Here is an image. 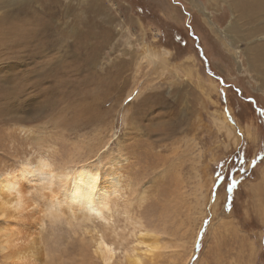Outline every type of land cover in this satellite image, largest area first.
I'll return each mask as SVG.
<instances>
[{
	"label": "rangeland",
	"instance_id": "374dc122",
	"mask_svg": "<svg viewBox=\"0 0 264 264\" xmlns=\"http://www.w3.org/2000/svg\"><path fill=\"white\" fill-rule=\"evenodd\" d=\"M234 14L227 0H0V39L26 31L18 54L0 43V98L20 104L0 112V174L42 155L93 164L116 191L122 249L143 264H264L251 189L263 182L264 86ZM125 212L158 228L154 255ZM37 231L54 264H100L76 221L45 217Z\"/></svg>",
	"mask_w": 264,
	"mask_h": 264
},
{
	"label": "bare ground",
	"instance_id": "6f19581e",
	"mask_svg": "<svg viewBox=\"0 0 264 264\" xmlns=\"http://www.w3.org/2000/svg\"><path fill=\"white\" fill-rule=\"evenodd\" d=\"M227 1L231 12L235 13L231 15V27L237 33L234 41L241 38L246 43L243 52L247 56V63L252 74L264 86V0ZM22 23L15 29L4 31L5 36L2 35L0 43L6 48L5 53L9 54L12 49L15 54L22 51L26 39ZM208 81L214 83L211 78ZM2 91L0 112L8 113L10 103L16 101L15 106L20 105L18 95L16 93L12 97L7 91ZM223 118L219 120L225 122ZM42 156L35 161L26 158L0 174V219L4 223L0 227V251L4 264H54L59 261V252L43 255L38 242L37 227L43 226L45 217L56 223L63 219L70 224L76 221L83 228V234L89 235L86 245L85 242L83 245L89 248L92 257L100 264L106 260L115 264L118 256L121 257L120 251L128 264H143V257L134 252L135 249L132 253L122 249L125 232H119L111 224L113 214L110 213L112 204L109 200L116 191L102 178L101 171L84 161H70L63 166H55ZM262 180V183L251 187L259 203L264 201V174ZM125 215L128 227L132 226L133 234L139 239L138 245L144 246V253L154 255L162 247L158 228L145 225L140 218L132 219L128 212ZM185 263L186 260H183L182 264Z\"/></svg>",
	"mask_w": 264,
	"mask_h": 264
},
{
	"label": "snow or ice",
	"instance_id": "6c2138e0",
	"mask_svg": "<svg viewBox=\"0 0 264 264\" xmlns=\"http://www.w3.org/2000/svg\"><path fill=\"white\" fill-rule=\"evenodd\" d=\"M260 114L262 115V116H264V108H262V109H260ZM259 159L261 160V161H264V155H261L260 157H259ZM252 164H253V167L255 166V161H252ZM219 178V177H218ZM237 186V181L235 180V178H233L232 179V181H231V183H230V185H229V188L230 189H232V188H235ZM207 222V221H206ZM104 264H112V261L111 260H106L105 262H104Z\"/></svg>",
	"mask_w": 264,
	"mask_h": 264
}]
</instances>
